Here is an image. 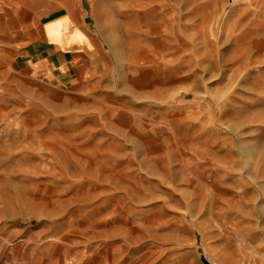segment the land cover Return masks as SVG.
Here are the masks:
<instances>
[{
    "label": "rangeland",
    "instance_id": "obj_1",
    "mask_svg": "<svg viewBox=\"0 0 264 264\" xmlns=\"http://www.w3.org/2000/svg\"><path fill=\"white\" fill-rule=\"evenodd\" d=\"M107 6L78 91L0 67V216L61 264H264V0Z\"/></svg>",
    "mask_w": 264,
    "mask_h": 264
},
{
    "label": "crops",
    "instance_id": "obj_2",
    "mask_svg": "<svg viewBox=\"0 0 264 264\" xmlns=\"http://www.w3.org/2000/svg\"><path fill=\"white\" fill-rule=\"evenodd\" d=\"M125 1L0 0V67L13 77L6 83L78 91L77 83L92 81L98 58L105 57L96 14ZM12 211L0 216V264H47L48 256H59L61 264L62 245L55 243L53 256L42 253L44 240L30 247V230Z\"/></svg>",
    "mask_w": 264,
    "mask_h": 264
}]
</instances>
